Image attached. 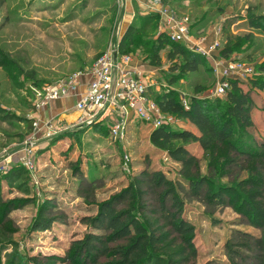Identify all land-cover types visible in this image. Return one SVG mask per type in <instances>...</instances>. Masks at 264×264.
I'll return each instance as SVG.
<instances>
[{
    "label": "rangeland",
    "instance_id": "374dc122",
    "mask_svg": "<svg viewBox=\"0 0 264 264\" xmlns=\"http://www.w3.org/2000/svg\"><path fill=\"white\" fill-rule=\"evenodd\" d=\"M133 1L142 8L139 0ZM171 6L189 17L195 33L207 35L221 26L219 50L231 47L230 59L253 64L254 73L264 63V0H172ZM124 10V0H0V264H33L31 256L40 263L53 258V264H66L59 258L72 241L88 232L107 233L85 218L96 216L102 202L128 190L130 196L115 208L131 209L140 221L158 220L164 188L156 185L153 172L159 170L173 181L181 214L193 227L196 256L182 264H264V230L234 206L208 202L206 188L193 195L181 165L150 143L148 124L131 123L120 140L110 138L102 124L79 125L58 116L36 120L34 128V91L89 68L110 44L119 43L127 30L119 29ZM153 30L134 29L131 36L153 40ZM168 49L160 52L158 64L146 59L151 53L146 47L123 46L121 52L148 66L143 71L157 101L164 94L186 102L199 97L222 109L225 97L213 95L216 80L210 63L205 59L194 72L171 71ZM252 91L250 109L242 113L243 127L264 141V88ZM170 116L177 122L174 127L186 126L177 115ZM29 143L31 165L26 167ZM190 148L199 158L200 175L216 184L245 179L250 169L264 174V165L244 156L222 175L208 166L200 150ZM16 169L24 174L4 181ZM13 199L19 206L3 215L4 202ZM165 203L170 207L171 198ZM42 214L53 223L48 230H35Z\"/></svg>",
    "mask_w": 264,
    "mask_h": 264
},
{
    "label": "trees",
    "instance_id": "16d2710c",
    "mask_svg": "<svg viewBox=\"0 0 264 264\" xmlns=\"http://www.w3.org/2000/svg\"><path fill=\"white\" fill-rule=\"evenodd\" d=\"M158 23L157 13L135 15L119 42L120 51L123 46L149 48L151 53L146 59L158 64L160 52L168 47L166 57L172 62L171 71H196L205 58L182 43L170 41L163 32L158 31ZM193 26L191 23L192 29ZM147 27L154 29L153 40L131 36L134 29ZM232 52L231 47H224L220 55L229 58ZM177 57L183 60L175 61ZM247 82L230 79V89L224 96L222 109L216 101L199 97H190L185 107L174 96L164 94L159 101L152 96L163 112L177 115L186 126H150L149 141L154 148L165 152L171 160L181 165V176L193 195H200L206 188L205 198L208 202L234 206L251 225L264 230V174L250 169L245 179L216 184L212 179L200 175L199 158L190 148L200 150L208 166L218 168L217 172L222 175L227 174L228 168L244 156L264 165V141L247 133L242 121V113L249 110L253 102L252 90L264 88V63L256 67V73L250 75ZM99 124L109 134L107 125ZM175 141L180 143L174 144ZM22 174L24 172L16 169L8 173L4 181L11 182ZM153 179L157 186L164 188L160 198L161 217L158 220L144 218V221H140L131 209H116L115 204L130 196L131 190L125 191L102 202L96 216L84 220L94 227H103L107 233H86L82 239L72 241L59 260L66 264H182L195 257L193 227L181 214L182 203L173 181L160 170L153 172ZM167 197L171 198L170 207L165 203ZM18 201H5L2 214L7 215L17 208ZM52 219L40 215L34 229H50ZM161 220L164 224H160ZM120 240L124 242L116 243ZM102 258L105 260L102 261ZM30 260L33 264L55 263L53 258H49L47 263H40L36 256H31Z\"/></svg>",
    "mask_w": 264,
    "mask_h": 264
},
{
    "label": "built area",
    "instance_id": "2783aa9c",
    "mask_svg": "<svg viewBox=\"0 0 264 264\" xmlns=\"http://www.w3.org/2000/svg\"><path fill=\"white\" fill-rule=\"evenodd\" d=\"M145 13L159 15V32L170 41L184 44L201 54L209 63L216 80L213 95L225 96L230 89V79L245 82L255 71L253 64L224 58L220 55L222 27L216 26L210 34L195 33L188 16L179 15L171 6L172 0H141ZM132 54L120 51L119 43L107 49L84 70L70 73L57 83L44 85L34 91L33 106L36 111L51 101L75 95L86 79L85 91L76 97L75 109L79 112L75 122L79 125L104 123L110 138L125 137L131 123L144 122L156 128L176 125L169 113L163 112L152 97L151 78L139 65H134ZM187 107V102L182 100ZM37 121L33 123L37 127ZM26 167L31 165L32 149L26 145Z\"/></svg>",
    "mask_w": 264,
    "mask_h": 264
},
{
    "label": "crops",
    "instance_id": "0c3cea01",
    "mask_svg": "<svg viewBox=\"0 0 264 264\" xmlns=\"http://www.w3.org/2000/svg\"><path fill=\"white\" fill-rule=\"evenodd\" d=\"M125 1V10H124V20H120L119 29H126L130 22L133 20L136 13L141 11V14L145 12L136 7V3L133 0H124ZM140 1V2H139ZM138 4H142V1L139 0ZM159 25V24H158ZM159 29V26H158ZM134 65H139L142 69H148V66L144 65L145 63L134 59ZM86 79L83 81V84L80 85L77 89L75 95L66 96L62 99L51 101L43 106L40 110L33 113L31 116L35 121L41 120L44 118H52L54 116L62 117L66 120H76L79 115V112L75 109L76 97L83 93L86 88Z\"/></svg>",
    "mask_w": 264,
    "mask_h": 264
}]
</instances>
